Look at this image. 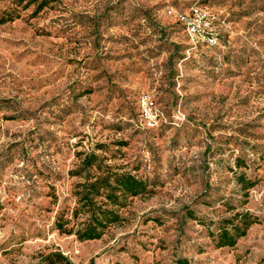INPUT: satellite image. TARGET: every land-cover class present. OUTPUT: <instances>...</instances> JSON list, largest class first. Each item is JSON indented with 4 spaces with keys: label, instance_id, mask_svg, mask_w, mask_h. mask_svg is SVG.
I'll list each match as a JSON object with an SVG mask.
<instances>
[{
    "label": "rangeland",
    "instance_id": "1",
    "mask_svg": "<svg viewBox=\"0 0 264 264\" xmlns=\"http://www.w3.org/2000/svg\"><path fill=\"white\" fill-rule=\"evenodd\" d=\"M196 3L220 44L194 47L169 13ZM23 4L0 0V18L18 14L0 23V264L54 249L81 263L264 264V0H57L37 15ZM143 95L165 116L155 127ZM91 152L150 191L80 240L55 222ZM236 210L258 221L218 246Z\"/></svg>",
    "mask_w": 264,
    "mask_h": 264
},
{
    "label": "trees",
    "instance_id": "2",
    "mask_svg": "<svg viewBox=\"0 0 264 264\" xmlns=\"http://www.w3.org/2000/svg\"><path fill=\"white\" fill-rule=\"evenodd\" d=\"M57 0H17L24 8L34 5L33 14L37 15ZM18 14H4L0 23L14 20ZM180 24L181 22L177 20ZM184 28V26L181 24ZM238 158L237 166L244 164ZM74 175L83 180L75 185V205L70 211H62L56 219V228L61 232L75 234L80 240L101 238L110 226L123 219L122 209L128 204V199L150 191L148 182L129 171H119L114 166L104 162L100 156L91 152L85 154ZM241 189L249 195V190L256 185L246 172L237 174ZM235 209V207H232ZM258 218L249 211L236 210L230 216L223 217L218 227L217 245L233 246L238 239L247 234L252 224ZM35 264H96L92 258L88 262H76L62 250L49 252L40 251L35 256ZM181 264H188L187 260Z\"/></svg>",
    "mask_w": 264,
    "mask_h": 264
},
{
    "label": "built area",
    "instance_id": "3",
    "mask_svg": "<svg viewBox=\"0 0 264 264\" xmlns=\"http://www.w3.org/2000/svg\"><path fill=\"white\" fill-rule=\"evenodd\" d=\"M169 13L175 15L192 39L194 47L197 44L207 46L218 45L219 34L215 29L210 12L201 4H193L189 8L178 11L171 8ZM142 115L149 127L159 125V121L165 120L163 112L157 107L155 100L149 95H143L139 99Z\"/></svg>",
    "mask_w": 264,
    "mask_h": 264
}]
</instances>
